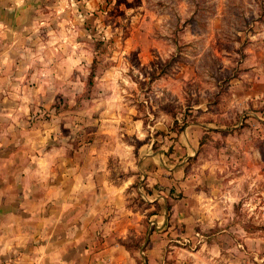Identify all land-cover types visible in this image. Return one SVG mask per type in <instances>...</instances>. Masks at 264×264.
<instances>
[{
    "label": "rangeland",
    "instance_id": "rangeland-1",
    "mask_svg": "<svg viewBox=\"0 0 264 264\" xmlns=\"http://www.w3.org/2000/svg\"><path fill=\"white\" fill-rule=\"evenodd\" d=\"M38 1L12 61L31 69L46 37L37 95L14 105L37 131L0 137V159L75 163L64 192L91 180L68 202L112 231V264H264V0Z\"/></svg>",
    "mask_w": 264,
    "mask_h": 264
},
{
    "label": "crops",
    "instance_id": "crops-1",
    "mask_svg": "<svg viewBox=\"0 0 264 264\" xmlns=\"http://www.w3.org/2000/svg\"><path fill=\"white\" fill-rule=\"evenodd\" d=\"M41 7L38 0H0V137L26 136L37 131L36 126L30 123L29 126L25 125L27 119H34L35 115H20V108L16 109L14 105H23L27 100L30 102L35 98L33 96L37 95L31 88L34 87L37 91L39 84L34 76L28 77V72H36L38 67L34 63L38 64L48 56L46 37L41 42H37L41 39L37 37L34 49L40 52L33 53L29 58L31 65L33 64L31 69L24 60H19V63L12 61L16 50L23 51L24 40L33 39L29 32L41 28L44 23L39 17ZM37 19H40V22H37ZM45 31L46 29L43 33L46 36ZM21 51L18 54L24 56ZM5 147L6 145L0 142V152L4 151ZM29 147L32 149L37 145L23 144L19 140L11 150L20 153ZM54 151L56 150L51 149V152ZM56 165L47 157L29 161L0 159V184H6V188L7 183L19 186V190L14 193L8 192L5 186L0 188V264H112L110 254L116 250L112 231L102 234V239L98 235L101 233V227L97 224H86V212L80 207L71 209L68 202L71 197L76 199L77 194L80 199L81 196L87 195L91 189L82 192L80 187L87 186V182L91 180L77 174L74 176L76 184L66 193L64 181L70 177L69 169L77 165L73 162L66 163L64 159L61 166L68 171L54 175L49 172V167ZM6 166L16 169L14 177L7 175ZM53 183L61 184L60 190L49 192L48 185ZM38 185H45L47 190L39 191ZM74 187L79 190L76 191ZM92 196L95 197V207L96 194ZM49 216L51 220L61 217L49 224ZM75 216L80 217L77 223L73 222ZM102 240L103 246L100 247L98 245ZM120 250L125 254L113 258V264L115 261L124 264L149 263L146 258L143 263L136 255L127 256V250Z\"/></svg>",
    "mask_w": 264,
    "mask_h": 264
}]
</instances>
